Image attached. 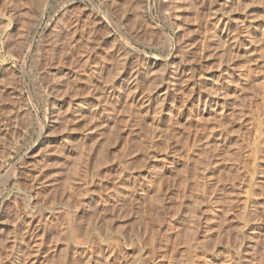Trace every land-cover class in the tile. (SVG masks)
Masks as SVG:
<instances>
[{
	"label": "rangeland",
	"instance_id": "374dc122",
	"mask_svg": "<svg viewBox=\"0 0 264 264\" xmlns=\"http://www.w3.org/2000/svg\"><path fill=\"white\" fill-rule=\"evenodd\" d=\"M0 264H264V0H0Z\"/></svg>",
	"mask_w": 264,
	"mask_h": 264
},
{
	"label": "bare ground",
	"instance_id": "6f19581e",
	"mask_svg": "<svg viewBox=\"0 0 264 264\" xmlns=\"http://www.w3.org/2000/svg\"><path fill=\"white\" fill-rule=\"evenodd\" d=\"M42 1H43V0H41V2H42ZM44 2H45V0H44ZM162 2H163V0H162ZM164 2H165V1H164ZM165 3H166V2H165ZM56 4H57V3H56ZM60 5H61V4H60ZM45 8H46V7H45ZM45 11H46V10H45ZM89 12H90V11H89ZM97 13H98V12H97ZM103 13H104V12H103ZM90 15H91V14H90ZM42 18H43V17H42ZM89 18H90V17H89ZM41 20H42V19H41ZM41 20H40V21H41ZM10 22H11V21H10ZM76 22H77V21H76ZM12 23H13V21H12ZM73 25H74V24H73ZM8 27H10V24L8 25ZM225 27H226V24H225ZM154 28H155V27H154ZM227 31H228V29H227ZM5 32H6V31H5ZM75 32H76V30H75ZM2 34H4V33H2ZM74 34H75V33H74ZM5 35H6V34H5ZM162 35H163V34H162ZM73 36H74V35H73ZM164 36H165V35H164ZM166 36H167V35H166ZM4 38H5V37H4ZM227 38H228V37H227ZM251 38H252V37H251ZM253 38H255V37H253ZM253 38H252V39H253ZM252 39H251V40H252ZM168 40H169V39H168ZM251 40H250L249 42H250L251 44H253L252 42H254L255 39L252 40V41H251ZM165 41H166V40H165ZM171 42H172V39L170 38V40L168 41L167 44H171ZM172 44H173V43H172ZM167 47H168V46H167ZM131 48H132V47H131ZM29 49H30V48H29ZM134 49H135V48H134ZM162 49H164V48H162ZM166 52H167V51H166ZM158 57H159V56H158ZM169 65H170V64H169ZM169 65H168V66H169ZM173 65H174V64H173ZM171 67H172V66H171ZM172 68H173V67H172ZM165 69H166V68H165ZM175 69H176V68H175ZM174 72H175V71H174ZM172 73H173V72H172ZM167 74H168V73H167ZM164 75H165V74H164ZM169 75H170V74H169ZM165 77H166V76H165ZM165 77H163V78H165ZM160 78H161V77H160ZM171 79H172V78H171ZM168 80H169V79H168ZM172 80H173V79H172ZM168 84H169V83H168ZM168 87H169V86H168ZM168 89H170V87H169ZM168 89H167V90H168ZM211 102H213V100H212ZM214 104H215V106H216V105H218V102L215 101ZM219 105H220V104H219ZM218 107H219V106H218ZM38 209H39V208H38ZM36 211H37V210H36ZM38 212H39V211H38ZM31 214H32V213H31ZM38 214H39V213H38ZM38 214H37V215H38ZM29 215H30V213H29ZM32 216H35V214H32ZM32 219H33V217L31 218V220H32ZM32 222H33V221H32ZM37 250H38V249H37Z\"/></svg>",
	"mask_w": 264,
	"mask_h": 264
}]
</instances>
